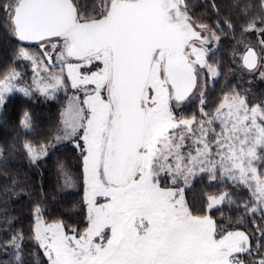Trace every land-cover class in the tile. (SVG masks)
Listing matches in <instances>:
<instances>
[{
  "label": "snow or ice",
  "instance_id": "6c2138e0",
  "mask_svg": "<svg viewBox=\"0 0 264 264\" xmlns=\"http://www.w3.org/2000/svg\"><path fill=\"white\" fill-rule=\"evenodd\" d=\"M0 181V264H264V0H0Z\"/></svg>",
  "mask_w": 264,
  "mask_h": 264
},
{
  "label": "trees",
  "instance_id": "16d2710c",
  "mask_svg": "<svg viewBox=\"0 0 264 264\" xmlns=\"http://www.w3.org/2000/svg\"><path fill=\"white\" fill-rule=\"evenodd\" d=\"M3 181H0V185H2ZM199 186L196 191L189 193V196L196 195L198 193ZM3 194V187L0 186V196ZM15 212L14 215L18 216L21 219H24L25 225L27 224V218L29 216V204L27 197L22 196L20 199L15 203Z\"/></svg>",
  "mask_w": 264,
  "mask_h": 264
}]
</instances>
